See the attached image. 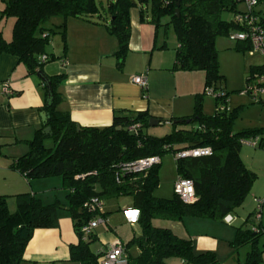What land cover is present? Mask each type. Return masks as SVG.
Wrapping results in <instances>:
<instances>
[{"label": "trees", "instance_id": "trees-1", "mask_svg": "<svg viewBox=\"0 0 264 264\" xmlns=\"http://www.w3.org/2000/svg\"><path fill=\"white\" fill-rule=\"evenodd\" d=\"M2 2V16L12 17L14 22L9 40L0 30V54L16 56L26 66L28 74L43 71L48 62L63 60L62 56L48 54L46 47L51 36L57 33L62 41V53L66 52V18L88 19L95 14L109 18L106 28L117 39L114 55L121 68L130 37L129 11L139 7L141 21L148 12V22L155 29L166 30L169 24L172 26L176 47L171 69L203 71L204 88L215 87L216 82L223 79L219 74L215 40L237 27L232 20L221 18V13L233 11L234 14L240 3L239 0H112L103 6L100 0ZM54 17H60L61 22L53 28H44L43 24ZM234 48L249 50L250 45L236 42ZM42 54L47 56L44 61L38 59ZM253 71L264 73V67L251 66L250 74ZM48 78L52 88L48 104L46 87L40 80L46 121L30 140L25 141L27 151L13 158L10 168L27 181L59 176L62 188L67 190L66 201L44 204L36 194L22 192L14 195L15 211L10 212L7 196L0 195V264H20L33 231L57 227L60 209L70 213L77 236V241L68 245L70 260L78 264H97L99 252L90 248L96 238L93 233L84 237L81 232V227L94 218V213L83 205L92 198L102 201L124 195L132 196L131 208L138 213L140 228V234L124 245L127 264H165L168 257H178L186 264H219L214 252L195 253L190 239L178 236L169 227L155 225L154 221H183L192 217L224 222V217L243 203L257 178L240 157L241 144L259 137V148L264 147V138L260 137L264 128L234 132L231 123L237 108L218 110L219 106L226 107L227 92L224 91L215 96L212 115L203 114L202 95H196L192 113L174 118L170 123L172 130L160 137L145 131L151 118L147 111H115L109 126L83 127L71 120L67 109L60 108L64 100L60 84L65 75L55 74ZM191 122L192 127H181ZM133 125H137L136 132L128 130ZM46 127L50 128L47 134L43 132ZM46 139L52 141L51 147H45ZM205 146L211 149L208 156L175 160L177 176L193 182V202H183L174 192L169 198L154 196L164 153ZM152 156L160 157V163L145 172L130 173L121 169L122 164ZM260 236L259 231L236 228L230 245L251 246L242 264H259L261 252L257 244ZM132 247H136L138 253L132 254L129 250Z\"/></svg>", "mask_w": 264, "mask_h": 264}, {"label": "crops", "instance_id": "crops-1", "mask_svg": "<svg viewBox=\"0 0 264 264\" xmlns=\"http://www.w3.org/2000/svg\"><path fill=\"white\" fill-rule=\"evenodd\" d=\"M109 1L112 0H106V4ZM100 2L103 5L102 0ZM97 17V20L66 18V52L62 53V43L60 47L55 42L51 45V50L47 51L48 54L62 56L63 60L59 58L57 62L54 60L45 64L43 72L47 76L65 75L60 84L64 98L60 108L69 111L71 120L83 127H105L112 123L115 111H147L151 117L162 120L164 124H170L174 118L189 116L193 111L195 96L200 94L204 85L203 71L172 70L176 44L169 51L159 31L148 22V12L144 13V21L140 20L139 7L129 11L128 51L123 66L118 67L114 55L117 39L106 28L109 18L107 15ZM3 20L0 10V30L3 37L9 40L12 28L7 32L2 25ZM165 20L167 19L163 21ZM52 21L57 25L61 18L54 17ZM136 74H144L147 82L145 89L131 82V76ZM4 83L8 84L10 94L6 93ZM43 103V90L36 74H28L26 66L16 56L1 53L0 142L5 145H21L30 140L36 129L43 124ZM15 157L18 155L10 158ZM242 161L248 169L256 172L245 160ZM11 162L8 160L0 168V181H3L0 195L9 197L22 192L38 194L49 192L53 184L62 185L59 176L27 181L10 168ZM53 198L64 202L58 196ZM255 199L262 201L259 221L254 216ZM112 201V208L117 210V215H122L120 222L124 219L129 224L110 223L106 215L110 211V204L107 207L102 204L98 213L104 216L105 221L98 223L92 232L96 238L93 242V251L96 253L115 239L125 245L140 234L131 208L132 201ZM7 206L10 211L9 199ZM229 216L232 218L230 224L216 221V225L211 224L213 221L209 219L192 217L183 221L155 220V224L169 227L178 236L190 239L195 253L211 251L215 253L219 264H242L251 248L250 244L236 247L230 245V242L235 238L237 227L252 229L257 225L264 228V177L257 176L243 203ZM260 237L257 244L258 251L261 252L259 264H264V236ZM76 241L77 236L70 216L58 213L57 227L38 228L33 231L20 264H78L70 260L68 249V245ZM242 247H245L243 254L239 252ZM129 250L132 254L138 253L136 247ZM165 264L186 263L178 257H168Z\"/></svg>", "mask_w": 264, "mask_h": 264}, {"label": "rangeland", "instance_id": "rangeland-1", "mask_svg": "<svg viewBox=\"0 0 264 264\" xmlns=\"http://www.w3.org/2000/svg\"><path fill=\"white\" fill-rule=\"evenodd\" d=\"M103 6H106V0H102ZM3 7V2L0 0V10ZM237 10L243 9V4L238 3L236 6ZM98 15L89 16V20H97ZM221 18L224 20L231 21L233 19V11H223L221 13ZM56 20V19H53ZM14 19L12 17L4 18L2 25L7 32H10V28L13 25ZM56 26V23L52 21V19L47 20L44 24V28H53ZM161 34V37L166 41V46L170 50H173L176 44V37L172 26L169 24L164 30L162 27L157 29ZM165 31V32H164ZM235 30H231L234 32ZM165 33V34H164ZM54 42L61 47V38L59 34H53L50 39V43L46 47V51L51 50V45H54ZM215 46L218 51V65H219V74L223 76V79L216 82V94L220 91L227 92V102L226 108L229 111H232L237 108L236 114L232 119L231 127L234 132H240L243 130H253L264 128V98L261 101H255L248 93L245 92L246 89V79L250 75L251 66H258L264 64V57L259 54L250 55L249 50H237L234 48L235 42L231 41L226 36H218L215 40ZM58 59L55 60L57 62ZM201 103H202V112L205 115H212L215 111V97L211 95L204 94V85L200 91ZM193 126V122L182 125L181 127L184 129H188ZM172 130L171 124H159L156 126H149L145 131L154 136H163L169 133ZM261 138H264V134L260 135ZM45 147H51L52 141L50 139H46L44 141ZM17 146V147H16ZM21 146V147H18ZM28 149L27 144H17V145H5L3 142H0V168L3 167L4 163H8L13 159L10 158L12 155H23ZM18 153V154H15ZM240 157L242 160H245L248 165L254 168L257 173L256 175L264 177V147H251L245 143L241 144L240 147ZM254 161V162H253ZM257 161V162H256ZM0 169V173H1ZM176 169H175V158L171 152H166L161 156V164L159 165V182L157 188L154 190L153 194L156 197L161 198H169L173 194V182L176 178ZM40 180V179H35ZM57 184H53L50 187L51 190L49 192H40L36 195L42 199L44 204L50 203L54 201V196H58L60 200L66 201L67 190L62 188V185L55 186ZM3 186V181H0V187ZM54 187V188H53ZM47 196L49 198H47ZM11 201L10 212L15 211V198L14 196L7 197V200ZM112 200H118L122 203H131L132 196L124 195L119 197H107L103 198L101 203L107 207L110 202H114ZM12 203L14 206H12ZM111 207V208H110ZM103 208V207H102ZM105 209V208H104ZM109 213L106 215L109 217L110 223H116V225H121L120 223H126L124 219L123 222H120V217L122 215H117V210L112 208V204L109 205ZM63 209H60L58 213H65L70 216V213ZM101 211H103L101 209ZM123 212V210H121ZM120 211V212H121ZM94 218L103 219L100 223L104 222L105 218L100 213H94ZM119 218V219H118ZM210 220V219H209ZM211 224L218 225L219 222L216 220ZM215 221V222H214ZM155 224V221H154ZM105 225V224H103ZM113 225V224H112ZM136 225H138L136 223ZM158 225V224H155ZM131 232V230H130ZM264 236V235H262ZM262 236L260 238H262ZM93 242L90 244L91 250H94L95 246H93ZM134 249V248H133ZM242 249V250H241ZM239 252L241 254L244 253L245 247H242ZM134 252V251H133Z\"/></svg>", "mask_w": 264, "mask_h": 264}, {"label": "built area", "instance_id": "built-area-1", "mask_svg": "<svg viewBox=\"0 0 264 264\" xmlns=\"http://www.w3.org/2000/svg\"><path fill=\"white\" fill-rule=\"evenodd\" d=\"M243 4L242 10H237L233 14V24L237 27L234 32L228 34V38L233 42H244L250 45V55L259 54L264 57V0H239ZM262 17V18H261ZM47 58L45 54L38 57L39 60L44 61ZM264 67V64L261 65ZM131 82L138 85L141 89H145L147 82L144 74H136L131 76ZM6 93L10 94V89L7 83H4ZM216 88L213 86L205 87L204 94L217 96L221 94V91L216 94ZM245 92L248 93L255 101H261L264 98V73L259 71H253L246 81ZM227 109L225 106H219L218 110L222 111ZM137 125L130 126L128 128L131 132H136ZM243 143L251 147H259L261 140L259 137H255ZM211 153V149L205 147H195L179 150L173 152L175 160L185 157H201L208 156ZM160 163V157L152 156L137 159L121 165L123 172L130 173H141L148 170L155 164ZM173 192L186 203H191L195 200V192L193 182L190 179L176 177L173 182ZM255 220L259 221L261 212V199H255ZM101 201L97 198L90 199L89 202L83 205L87 211L92 213H98L101 208ZM134 211L135 218L137 221L138 213ZM103 220V219H102ZM101 219L93 218L81 227V232L84 237H87L93 232V229ZM132 220V222L134 221ZM224 222L230 224L232 218L228 215L224 217ZM132 224V223H131ZM253 231H259L264 235V228L256 226L252 227ZM97 264H127V257L125 254L124 244L119 240L115 239L110 242L102 251L98 253Z\"/></svg>", "mask_w": 264, "mask_h": 264}, {"label": "water", "instance_id": "water-1", "mask_svg": "<svg viewBox=\"0 0 264 264\" xmlns=\"http://www.w3.org/2000/svg\"><path fill=\"white\" fill-rule=\"evenodd\" d=\"M178 11H179V9L176 8V10H175L176 15H178ZM36 76L42 81V83L46 87V91H47V98H46L47 101H46V104H48L51 101V99H52V88H51V84H50L49 78H48V76L42 70L38 71L36 73ZM41 118H42V121L44 123L46 121V114H45V112H43L41 114ZM174 122H176V121H174ZM162 123H163L162 120H160L158 118L151 117L149 119L148 125L149 126H156V125H159V124H162ZM77 130H79V127H77ZM43 132L46 133V134L49 133L50 132V128L49 127L44 128Z\"/></svg>", "mask_w": 264, "mask_h": 264}]
</instances>
